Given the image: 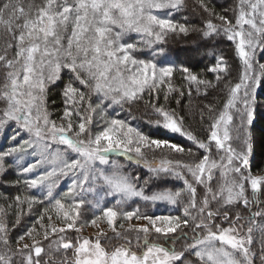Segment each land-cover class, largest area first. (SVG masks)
<instances>
[{
	"label": "snow or ice",
	"instance_id": "obj_1",
	"mask_svg": "<svg viewBox=\"0 0 264 264\" xmlns=\"http://www.w3.org/2000/svg\"><path fill=\"white\" fill-rule=\"evenodd\" d=\"M197 4L210 17L202 28L173 19L185 0H0V130L12 122L19 131L11 139L21 131L28 136L0 152V176L12 166L6 157H14L20 174L30 175L12 183L44 192L43 198L17 195L5 201L9 209L15 206L11 221L0 205V264H264V173L252 172L250 131L256 91L264 84V63L256 60L264 53V0H236L231 18L206 0ZM190 32L204 39L223 35L233 43L240 62L236 82L228 79L231 66L223 55L208 69L216 83L189 67L137 55L146 48L163 55L157 46L167 37ZM177 72L197 92L223 81L225 102L219 109L206 106L203 140L167 106L172 93L185 95L173 82ZM62 73L69 79L57 120L51 118L48 96ZM145 95L154 117L148 123L186 137L203 150L198 156L108 115L109 107L131 110ZM28 149L37 158L22 165ZM71 153L75 157L67 158ZM113 154L150 175L141 180L111 159ZM69 174L70 187L55 194L57 180ZM169 178L182 186L146 193L150 181ZM89 195L98 197L94 204ZM108 198L114 206L101 207ZM137 199L181 205L182 213L148 214L139 206L122 210ZM86 203L100 211L84 222ZM35 205L43 210L34 223L12 237L24 206L31 212ZM85 227H95L96 235L83 236Z\"/></svg>",
	"mask_w": 264,
	"mask_h": 264
},
{
	"label": "trees",
	"instance_id": "obj_2",
	"mask_svg": "<svg viewBox=\"0 0 264 264\" xmlns=\"http://www.w3.org/2000/svg\"><path fill=\"white\" fill-rule=\"evenodd\" d=\"M209 7L213 8L216 13L226 14L229 18L232 17V9L235 7L236 0H206ZM173 19L179 23H187L189 26H194L196 28H202L204 22L210 17L207 16L198 6L197 0H185V7L179 12L172 13ZM219 23L218 21H214ZM194 46L199 48L198 51L194 50ZM157 47H163L164 53L163 57L176 66L189 67L193 72L198 74L204 79L215 81V74L210 72L208 69L216 63L217 57L223 55L229 65L231 66V75L228 79L236 82L237 72L236 69L239 66V59L236 57L234 52V45L232 42L228 41L223 35L217 36L214 39H204L200 36L198 32H190L188 35L176 34L170 35L166 38V42L163 45ZM150 49H145L138 56L144 58H151ZM189 56H187V54ZM258 61L264 63V53H257ZM69 77L66 73L62 74V79L57 81L55 85L50 88L48 96V107L51 112H55L56 115L62 113L63 109V98H62V88L65 83H67ZM173 82L185 90V95L180 97L178 93H172L169 101L168 107L175 108L179 115L184 116L185 126L193 131L200 139L206 137L208 123H209V113L207 112L206 106L212 105L214 108L219 109L226 99V92L223 87V81L217 84L215 88H209L205 90L201 86L200 91L197 92L196 85H189L181 79L180 73L177 72L173 76ZM191 87L192 94L191 97L187 95V89ZM176 99L180 100V104H176ZM148 97L145 95L144 100L137 103L135 107L129 110L128 106L123 109L120 108L122 114L119 118L129 120L134 126H138L146 134L152 135L156 138H166L171 141L183 145L186 149L192 148L193 152L198 156L200 151H197L196 147L192 142L188 141L186 137L180 134H173L167 132L163 129H158L153 127L148 123L150 119H154L150 115V110L145 107ZM159 103H163L162 97ZM203 113L204 119H201V114ZM135 117V119H133ZM18 131L16 126L9 123L2 130H0V152L5 151L9 147L18 144L21 141V135L15 140L11 139L13 135ZM253 139V173H263L264 172V84L260 86V90L256 96V114L253 121V125L250 128ZM24 135V133H23ZM25 136V135H24ZM24 139V138H23ZM14 142V144H11ZM111 158H114L119 163L124 164L126 171L137 174L140 176L141 180L147 178L150 173L147 169L142 166H137L132 162L127 161L126 158L119 157L113 154ZM172 158V157H169ZM25 159V158H24ZM23 159V160H24ZM159 159V157H157ZM186 161L191 159L189 157H183ZM22 160V161H23ZM21 161V162H22ZM6 164L12 165L8 170L0 176V205H3L8 211V219L11 221L14 219L15 206L11 209L8 208V204L14 200L17 195H37L43 198L44 192H40L38 189H26L23 183L19 185H14L12 182L20 179L28 178L27 174L21 175L19 171V166L14 163V157H6ZM182 186V181L169 178L167 181L154 180L150 181L148 186L145 188L146 193H151L154 191H160L165 188L176 189ZM57 189V187H56ZM98 197L93 195L88 196V200L95 203ZM92 204L86 203L84 209H82L81 220L86 222L92 219L96 214H99L100 209H96ZM104 204L113 205L115 204L114 198H108V200L101 203V207ZM45 206H47V201H45ZM139 206L141 211L147 212L148 214H174L180 215L182 213V206H172L165 203H157L154 206L151 204H145V202L140 200L129 201L127 204L121 206L122 210H131L133 207ZM43 208L40 205H35L31 212H28L26 206H24V211L21 216V221L18 226L12 228L11 236L17 237L23 234L35 221L38 212L42 211ZM11 227V224L9 225Z\"/></svg>",
	"mask_w": 264,
	"mask_h": 264
},
{
	"label": "rangeland",
	"instance_id": "obj_3",
	"mask_svg": "<svg viewBox=\"0 0 264 264\" xmlns=\"http://www.w3.org/2000/svg\"><path fill=\"white\" fill-rule=\"evenodd\" d=\"M133 36H135L136 34H132ZM137 39H138V37H136ZM147 49V48H146ZM145 50V49H144ZM143 50V51H144ZM194 50H196V51H198L199 50V48H197L196 46H194ZM149 52H150V56H151V58H144V57H141V56H138L139 58H143V59H155L158 63H164L165 65L167 64V63H169L168 62V60L166 59V58H164L163 57V55H157V54H154V52H153V50L152 49H150L149 50ZM141 53V52H140ZM140 53H137V55L138 54H140ZM187 54V56H189V54L188 53H186ZM256 60L258 61V56L256 55ZM63 74V73H62ZM53 85H51L50 86V88L52 87ZM259 90H260V87L257 89V91H256V96H257V94H258V92H259ZM94 100H95V97L93 98ZM50 111V110H49ZM51 112V111H50ZM107 112H108V115L109 116H113V117H118L119 115H121L122 114V112H121V110H120V107L119 106H111V107H109L108 109H107ZM52 113V117L51 118H53V119H59V116H60V114H58V115H56V113L54 112H51ZM119 118V117H118ZM11 124H13V126H15V124L14 123H12V122H10ZM19 131V130H18ZM22 132V131H21ZM21 132H20V135H21ZM23 133L24 132H22V139L24 138V139H27L28 138V136H27V134L26 133H24V135H23ZM20 135H18L17 136V138L20 136ZM11 144H14V142H11ZM56 146L55 145H53V148H55ZM32 153V149H28V152L27 153H25L24 154V160L21 162V164L22 165H26L27 163H29V162H32L33 160H35L37 157L35 156V155H32L31 154ZM214 155H215V152L213 153ZM75 157V154L74 153H71V154H68V157L67 158H69V159H72V158H74ZM111 159H113V160H115L114 158H111ZM45 167H47V166H45ZM42 170V169H41ZM264 173V172H263ZM253 174H261V173H253ZM30 174H27V176H29ZM72 179H73V177H72V175L71 174H69L68 176H63V177H60L58 180H57V189H55V194H61V193H63L64 191H66L69 187H70V185H71V183H72ZM40 192H43L42 190H39ZM96 209H98V208H95V209H93V212L96 210ZM95 213V212H94ZM97 215V214H96ZM91 219H89V221H90ZM132 223H144V221H132ZM102 228H106L107 226H106V224H104V223H101V225H100ZM126 227H127V223H126V225H125ZM96 232H97V229L95 228V227H85L84 228V230H83V232H82V235L83 236H85V237H94L95 235H96ZM109 235H111V233L109 232Z\"/></svg>",
	"mask_w": 264,
	"mask_h": 264
}]
</instances>
